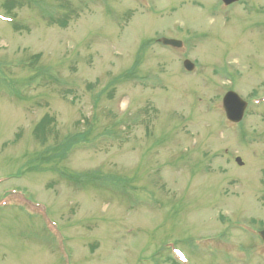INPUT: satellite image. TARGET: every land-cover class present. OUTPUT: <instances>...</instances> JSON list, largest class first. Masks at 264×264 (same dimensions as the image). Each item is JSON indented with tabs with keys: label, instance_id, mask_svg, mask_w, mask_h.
<instances>
[{
	"label": "rangeland",
	"instance_id": "374dc122",
	"mask_svg": "<svg viewBox=\"0 0 264 264\" xmlns=\"http://www.w3.org/2000/svg\"><path fill=\"white\" fill-rule=\"evenodd\" d=\"M0 19V264H264V0H0Z\"/></svg>",
	"mask_w": 264,
	"mask_h": 264
},
{
	"label": "trees",
	"instance_id": "16d2710c",
	"mask_svg": "<svg viewBox=\"0 0 264 264\" xmlns=\"http://www.w3.org/2000/svg\"><path fill=\"white\" fill-rule=\"evenodd\" d=\"M40 56L41 55L38 54L36 56H33L32 59L37 60L38 58H40ZM44 131H47L46 123L42 122L41 124H39L36 127L35 135L40 136L42 134V132H44ZM68 140L69 139H66V142L65 141L60 142L59 146H57V147L46 148L42 152L35 155L33 157V159L30 161L31 163H35L37 165L38 168H36L35 170L43 169V167L41 166V163L48 161L50 158H54V156L51 152L57 151V155H55V160L59 161L61 159V157H63L65 154H68L70 152V150L73 149L75 144L78 145V143H79L78 141H73L74 138L71 137L70 138L71 144L69 146L67 143ZM61 149H62V151H61ZM56 170H54V171H56ZM58 172L60 173V176L62 178L66 179L67 181H69L70 183H73V184H77V183L84 184V183L90 182V183H95L98 185V181L102 178L100 176V172H97V171L86 172L83 174L77 173V174H73V175H66L64 170H58ZM104 179H106L107 181L116 180L114 178H112V179L111 178H104Z\"/></svg>",
	"mask_w": 264,
	"mask_h": 264
},
{
	"label": "water",
	"instance_id": "95a60500",
	"mask_svg": "<svg viewBox=\"0 0 264 264\" xmlns=\"http://www.w3.org/2000/svg\"><path fill=\"white\" fill-rule=\"evenodd\" d=\"M226 4H230L232 2L238 0H223ZM164 44L180 46L181 44L175 41H169L164 39L162 41ZM185 65H190L189 62H185ZM224 105L227 112V116L233 121H240L243 117L244 111L246 109V103L243 102L235 93L230 92L224 98ZM239 164H242L241 161L237 160ZM261 236L264 238V232L261 233Z\"/></svg>",
	"mask_w": 264,
	"mask_h": 264
}]
</instances>
